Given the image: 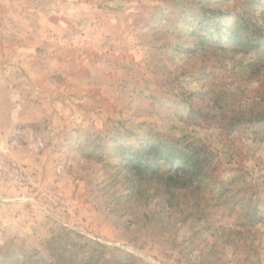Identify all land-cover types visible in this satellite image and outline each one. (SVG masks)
Masks as SVG:
<instances>
[{
  "label": "rangeland",
  "instance_id": "374dc122",
  "mask_svg": "<svg viewBox=\"0 0 264 264\" xmlns=\"http://www.w3.org/2000/svg\"><path fill=\"white\" fill-rule=\"evenodd\" d=\"M49 1V22L27 33L0 16L12 64L0 71V264H264V140L256 122L225 129L218 108H264V39L192 49L179 22L243 0H62L60 25ZM146 133L204 145L213 191L168 194V206L125 176L112 141Z\"/></svg>",
  "mask_w": 264,
  "mask_h": 264
},
{
  "label": "trees",
  "instance_id": "16d2710c",
  "mask_svg": "<svg viewBox=\"0 0 264 264\" xmlns=\"http://www.w3.org/2000/svg\"><path fill=\"white\" fill-rule=\"evenodd\" d=\"M259 4L258 0H243L241 9L228 12L201 6L198 12L184 15L179 22L192 27L189 34L193 40L192 49L218 50L229 46L248 51L258 46L259 40L264 39V22L261 21L258 28L251 26L257 22L258 9L262 15L264 13V6L258 8ZM218 108L222 111V126L225 129L231 130L238 124L256 122L258 123L256 134H259V139L264 140V108L257 107L256 102L250 105L238 104L237 107L229 109L228 116L224 115L226 109L223 111V107ZM209 112L205 111L203 115L207 116ZM157 135L159 134L146 133L127 142L114 138L112 148L120 160L121 168L125 170V176H130L134 180L143 179L152 182L156 191L165 193L167 199H163V202L168 206H172L170 203L172 199L168 198V194L172 197L191 193L201 195L213 191L211 185L215 178L207 169L210 157L206 147L200 143L184 142L175 137L161 136L163 138L160 139ZM132 185L128 187L131 192L134 190ZM225 193L226 189L222 187L217 189V197ZM196 201L199 203L198 200ZM196 206L200 208L199 205ZM243 207V215L247 221H254L256 206L248 200L243 203ZM193 212L197 214V211L193 210Z\"/></svg>",
  "mask_w": 264,
  "mask_h": 264
},
{
  "label": "crops",
  "instance_id": "0c3cea01",
  "mask_svg": "<svg viewBox=\"0 0 264 264\" xmlns=\"http://www.w3.org/2000/svg\"><path fill=\"white\" fill-rule=\"evenodd\" d=\"M15 1H16L15 3L9 1V3L7 2V4H6L5 3L6 1L2 0V6L0 7V11H1L0 16L2 18L1 22L3 23V26L5 24L4 28H6L8 30V32H13V28L17 30L18 24L26 23L27 25L30 26V27L25 26L23 29L25 31V33H27L28 31L33 30V28H34L33 25L35 23H44L46 21L49 22V20H47L49 18L48 15H50V13L54 11V10H52L53 8L50 6L51 2L49 0H37V1H40L39 4H33V5L27 4V0H15ZM55 3H56L55 5L57 6V8H59V10L61 11L62 15L65 16L63 14V11L60 9V6H62L60 3L64 4L65 6H68V5L65 2H63L62 0H57V1H55ZM3 5H4V7H3ZM17 6L19 7L18 11L16 10ZM13 7L15 10V13L11 11ZM72 7L77 8V9L81 8V6L77 7L76 5L75 6L73 5ZM90 7H92V6H90ZM19 12L21 13V16L17 15ZM62 15H60V17L57 18V20H56V22L58 23L57 25H60L59 23H67L68 21L71 22L70 19L67 20V16H65V18H62ZM79 16H80V14H79ZM73 17H74V15H73ZM18 20H19V22H18ZM12 26H14V27H12ZM5 43L2 42V44H5ZM2 44L0 45V63H2V64H0V71H2L4 74L5 71H9V72L11 71L12 64H10L7 61V59L5 61L3 59L4 56L7 57L10 54L11 49L10 50L1 49V48H3ZM11 52H13V51H11ZM1 86H5V87L11 86V83L8 84V82L5 80V78H3V80H1V83H0V87ZM5 99H7V100H5V102L2 100H0V102H4L5 104H7V109H8V107H9L8 96H6Z\"/></svg>",
  "mask_w": 264,
  "mask_h": 264
}]
</instances>
